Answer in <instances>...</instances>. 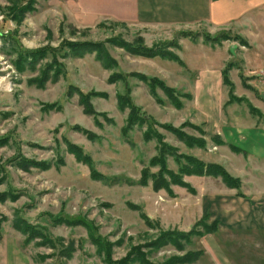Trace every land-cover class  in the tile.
<instances>
[{
    "label": "rangeland",
    "instance_id": "rangeland-1",
    "mask_svg": "<svg viewBox=\"0 0 264 264\" xmlns=\"http://www.w3.org/2000/svg\"><path fill=\"white\" fill-rule=\"evenodd\" d=\"M100 2L94 5L88 0H0V33L10 34L8 39L0 38V78H6L0 83V138L7 139L6 145L0 146V194L15 193L18 196L13 201H0V217L6 218L0 222V264H106L104 251L99 252L90 238L89 226L110 248L111 262L125 259L135 248L154 264H162L172 255L203 249L206 253L193 264H214L209 255V245L214 243L218 245L216 252L222 251L234 264H264V232L261 229L241 227L220 232L218 228L215 234L199 239L193 237L194 244L187 245L183 252L170 246L159 249L151 246L162 231H189L207 213L204 210L207 200L222 191L230 193L226 190L230 188L219 178L180 174L181 167L188 166L183 159L185 156L207 164H218L216 161L224 158L214 142L215 147L207 148L205 123L196 122V112L191 111L196 79L205 69L204 64L200 66V61L205 59L204 50H209L218 66L225 59L235 65L227 72L232 88L223 85L222 75L220 79L222 89L218 91L224 95V110L236 108L239 117L250 115L254 121L263 124L262 118L250 109H256L264 117L261 108L254 104L261 101L257 81L264 89V71L244 76L247 69L242 68L243 62L238 56L241 48L246 46L239 42H205L204 35L210 32L213 36L221 32L234 35L212 21L143 28L136 24L132 14L125 13L123 4L114 0ZM17 9H25L18 23L12 19ZM138 37L146 48L163 45L161 49L173 53L183 67L177 61L158 56H136L121 45L122 42L131 44ZM77 43L100 45L105 51V64L95 53L71 56V46ZM38 50L43 52L34 70L19 71L15 66V52ZM156 64H161L163 69H158ZM49 65L60 66L61 74L56 81L48 79L43 87L29 82V79L40 78ZM132 73L160 79L174 91L181 107L176 108L159 87L153 90V96L147 83L129 76ZM113 74H119L121 78L110 82ZM69 87H76L83 94L103 93L105 97L91 96L87 100L94 112L105 114L110 122L98 116L99 124L96 125L94 117L84 113L77 94L66 96ZM204 97L203 94L202 99ZM45 104H55L56 108L45 110L42 108ZM129 104L138 109L140 124L125 129ZM146 117L152 120L151 125ZM184 123L198 128L181 127ZM163 124L180 128L183 133L206 144L190 146L163 128ZM76 125L93 133L95 138L89 139L74 130L72 127ZM252 135L254 138H248L247 146H255L264 155L259 132L253 131ZM156 136L175 150L174 155L165 156L166 168L191 186L194 194L174 184L169 189L172 195L165 189L155 192L151 180L146 186L138 185L143 168L151 174L159 171L158 166L149 164L158 156ZM65 141L81 148L97 172L109 179L116 177L120 183L107 185L92 180L87 165L78 162L67 151ZM238 146L244 148L240 141ZM223 151L225 155L229 153L227 148ZM17 154L35 161H50L52 167L25 171L12 161ZM60 160L62 164H59ZM192 177L195 178L189 180ZM240 183L241 192L264 195V187H260V191L254 190L252 179H243V189L241 180ZM232 190L237 193L236 189ZM226 199L225 206L219 205L218 212H208L210 221L217 220L219 226L228 220L238 223L262 216L257 210L249 212L252 208L250 202L244 200L246 198L240 203L234 202L233 197L226 196ZM126 202L140 207L149 218L151 229L139 217L140 211L130 209ZM15 216L30 226L42 228L39 230L50 235L53 246H39L38 240L26 241L27 236L13 227ZM52 218L60 219L59 223H54ZM61 219L81 220L87 226L67 225Z\"/></svg>",
    "mask_w": 264,
    "mask_h": 264
},
{
    "label": "crops",
    "instance_id": "crops-1",
    "mask_svg": "<svg viewBox=\"0 0 264 264\" xmlns=\"http://www.w3.org/2000/svg\"><path fill=\"white\" fill-rule=\"evenodd\" d=\"M88 1L94 5L100 1L104 2V0ZM114 2L123 4L126 8L125 13L132 14L136 24L143 28H153L158 25L169 26L172 25L171 23L176 22H178L176 25H193L202 20L212 21L215 25L220 26V29L238 35L248 43L246 47L241 48L242 52L240 53L242 55L239 54L238 56L243 62L242 68L247 69V74H244L245 77H250L255 71H264V0H114ZM215 25H213V28L219 29ZM192 28L190 27V29ZM210 33L214 34L213 32ZM191 46L194 45L191 44ZM204 52L205 59L200 61V66L204 64L205 69L198 74V78L196 79L194 99L191 106V111H195L197 115L194 119L196 122L203 121L205 123L208 149L215 147L212 141H210V138L215 135L225 142V145L218 146L219 153L224 158L216 162L222 165L229 174L240 178L242 189L244 186L243 179H252L254 190L260 191V187H264V155L257 151L255 146L252 147L250 144L247 146L246 143L248 138H254L252 132L258 131L259 139L264 146V124L254 121L250 115L242 114L244 117H239L236 113V108L224 110V95L218 89H222L220 80L221 71L228 60L226 61L225 59L218 66V64L216 65L213 62L209 50L205 49ZM240 56H242V59ZM156 65L158 69H163L161 64ZM258 81L257 87L261 91L260 95L262 97L261 101H257L254 104L257 107L259 106L264 114V102H262L264 100V95H262L264 94V89H261V82ZM199 85H201V88H198ZM203 94L205 95L204 99H202ZM239 141L242 143L243 149L238 146ZM232 143H235L237 146ZM229 146L239 149L240 152L230 151ZM224 148H227L229 152L226 155L223 151ZM194 178L192 177L189 180H193ZM226 190H230L228 191L230 193L222 191L213 195L210 201L206 199L207 202L204 210L209 213L213 211L218 212L219 205L221 207L225 206L224 203L228 199H226V196L233 197L235 199L233 201L237 203L243 201L244 198H237L235 196V190ZM242 193L246 196L244 200L250 202L249 204L252 209L250 208L251 211L249 212L257 210L262 216L258 215L259 217L255 220H242L243 222L239 221L238 223L228 220V222L219 226L220 232H228L231 231L230 229L241 227L255 230L261 229L264 232V195L258 193L247 194L243 191ZM220 217H222L221 214ZM221 219L224 220L223 218ZM224 228L228 230L224 231ZM209 246H211L209 248L210 259L214 264H234L232 259L224 255L222 251L216 252V248H218L217 244L213 243ZM241 258L242 260L246 259L245 257Z\"/></svg>",
    "mask_w": 264,
    "mask_h": 264
},
{
    "label": "trees",
    "instance_id": "trees-1",
    "mask_svg": "<svg viewBox=\"0 0 264 264\" xmlns=\"http://www.w3.org/2000/svg\"><path fill=\"white\" fill-rule=\"evenodd\" d=\"M17 13L14 12V15L12 16V19L14 21H17V23L21 20L23 14L25 13L23 9H17ZM16 11V9H15ZM8 36L10 37V34H3L0 33V38L3 39H8ZM204 40L205 42H211V43H217L220 44L222 41L225 40H230V41H234V42H239L240 45L243 46H247L248 43L240 36L238 35H229L225 32H221L219 35H211L206 33L204 35ZM121 45H123V47L130 52L131 54H134L136 56H143L145 58H153V57H160L163 59H168V60H173V61H177L178 64H180V66H182V63L179 62L178 58L173 54L170 53L166 50H162L161 48L164 47L163 45L160 47H156V48H146L142 45V39L140 37L136 38L135 41L131 44L129 43H124L122 42ZM100 45L98 44H93V43H77V44H73L71 46V51L70 54L71 56H75V57H83L85 54H89V53H95L97 59L102 62L103 64H105L104 61V55H105V51L104 49L99 47ZM16 48V46H15ZM14 48V49H15ZM14 49L12 52H14ZM104 54H103V51ZM42 52L43 50H38V51H17L15 52L16 54V61H15V66L17 67V69L19 71H23L24 70H31L33 71L35 68L36 63L41 59L40 57L42 56ZM43 58V57H42ZM109 58V57H108ZM110 60V58H109ZM55 62V61H54ZM183 67V66H182ZM235 67L233 62H228L224 69L221 72L222 75V82L223 85H227L230 86V88H232L229 80H228V76H227V72L230 68ZM61 74V70H60V66L58 65H49L47 71L40 77V78H32L29 79V82L31 84H35L38 87H43V83L46 82L48 79L51 81H56L58 79V77ZM129 76H135L136 78L138 77L139 80L143 81L144 83H147V85L150 87V92L153 94V96H155L154 94V89L157 87L161 88L166 96L168 97V99L170 100V102L176 107V108H180L181 104L178 101V97L177 95H175L174 91L167 87L160 79L158 78H154V77H147V76H143L137 73H132L129 74ZM117 78H121V75L119 74H113V76H110L109 81L110 82H114V80H116ZM41 79V80H40ZM74 94H77L79 97V101L80 104L83 105V111L84 113L91 115L94 117L95 119V124L98 125V121H97V117L98 116H102L104 118L105 121L110 122L109 119L106 118L105 114H99L94 112L88 103V98H90L91 96H100V97H105V95L103 93H99V92H95L92 91L89 94H83L80 93V91L76 88V87H69L67 92H66V96L67 97H72ZM124 100L127 99L128 97H122ZM230 98L234 99V97L230 94ZM230 100V99H229ZM235 101V100H234ZM120 105L123 106V101L120 99L119 101ZM56 105L55 104H45L43 105V109L45 110H52L55 109ZM130 108V113L125 125V129H131L134 125L136 124H140V120L138 117V109L135 108L133 105L129 104L128 106ZM251 112L255 113L256 116L262 118V120L264 121V117H261V113H259L258 111H256V109H250ZM147 119V123L149 125L152 124V120L148 117H146ZM189 125L191 127L194 128H198L195 125H191L189 123H184L181 125V127ZM163 128L167 129L168 131H170L171 133H173L180 141H184L185 143H187L190 146H205V141H202L200 139H196L194 137H191L185 133H183L181 131L180 128L168 125V124H163L161 125ZM74 130L86 135L89 139H94L95 135L89 131H86L82 128H80L79 126H74L72 127ZM148 138V134H146V139ZM157 138V142H158V156L152 158L149 161L150 165L153 166H158L159 167V171L156 174H151L149 172V170L147 168H143L141 170V176L138 182V185L141 186H146L148 181L151 180L152 183V189L157 192L161 189H165L167 190V192L169 193V195L171 194V191H169L170 189V185H180L181 187H185L188 191H190V193L194 194L195 190L189 186L187 183H184L178 175L174 174L173 172L169 171L166 168V164H165V156H167L168 154H172L174 155L175 150L171 147H169L168 145H166L161 139ZM212 142H214L216 145L221 146V145H225L224 141L217 137V136H213L210 139ZM6 141L7 139L4 138H0V146L6 145ZM66 143V148L67 151L71 154H73L76 158V160L78 162H82L83 164H86L87 167L89 168V172H90V178L92 180L95 181H101L107 185H112L115 183H120L119 179L114 177L112 179H109L103 175H101L99 172H97L94 169L92 160L90 159V157L85 154L83 152V150L81 148H79L78 146L71 144L68 141H65ZM229 148L231 150H233L234 152H240L239 149H236L235 147L229 146ZM14 160H12L13 162H15V165L25 171H29L30 169H38V170H47L50 169L52 167V164L50 161H35L32 159H27L24 158L22 155L17 154L16 157L13 158ZM183 159L186 160V164H188V166H185L184 168L181 167L182 171H180V174H185V175H195V176H209V177H213V178H219L221 180V182L228 188L230 189H236L237 193L236 196L238 197H242V198H246L243 193L240 191V180L234 176H232L231 174H229L227 172V170L218 164H207V163H203L201 161H199L196 158L193 157H183ZM59 164H62V160L59 161ZM150 178V179H149ZM168 181V182H167ZM18 196L15 193L12 194H0V201H4L6 199H11L12 201L15 200ZM126 205L133 210L136 211H140L139 212V217L145 222V224L150 228V220L149 218L144 215L140 209L139 206H136L130 202H126ZM16 215V212H15ZM17 216V215H16ZM14 217L13 219V227L20 231L23 235L27 236V240L26 241H33V240H38L37 245L39 246H46L47 244L53 246L52 241H51V237L47 232H43L39 229V227H33L30 226L29 224H27L24 220H22L19 217ZM211 216L209 215V213L207 212L206 214L203 215V217L201 219H199L198 221H196L194 223V225L192 226V228L187 231V232H182L176 229L173 230H165L160 232V234L154 239V241L151 243V246L154 249H159L161 247H166V246H170L173 249H175L178 252H183L186 248V246H190L193 245L194 243H192L191 239L193 237L195 238H202L205 235L208 234H215L218 232V228H219V223L217 220H211L210 221ZM4 219H6L5 217H0V222L4 221ZM53 222H57L60 219H55L52 218ZM62 222L64 223H68L67 225H70V223H75V224H83V226H87V224L84 221L81 220H76V221H69V220H65V219H61ZM199 228L201 230H199ZM90 235H91V240L94 242L93 244L97 247V249H99V252H102V250L104 251L105 255H106V264H154L149 262L146 257L145 254L142 253L140 251L139 248H135L134 250H132V252H130L127 257L121 261L118 262H111V258H110V248L107 247V245L103 242V240L95 234L93 228L91 226L88 227ZM151 229V228H150ZM43 230V229H42ZM61 240V239H59ZM62 241H64L62 239ZM60 241V242H62ZM71 246V245H70ZM103 253V252H102ZM131 254H133L132 256H130ZM204 250L203 249H194V250H189L186 251L184 254L182 255H172L170 257H168L162 264H193L194 262H197L203 255H204Z\"/></svg>",
    "mask_w": 264,
    "mask_h": 264
},
{
    "label": "clouds",
    "instance_id": "clouds-1",
    "mask_svg": "<svg viewBox=\"0 0 264 264\" xmlns=\"http://www.w3.org/2000/svg\"><path fill=\"white\" fill-rule=\"evenodd\" d=\"M4 79H6V78H0V83H3ZM8 90H10V89H8Z\"/></svg>",
    "mask_w": 264,
    "mask_h": 264
}]
</instances>
